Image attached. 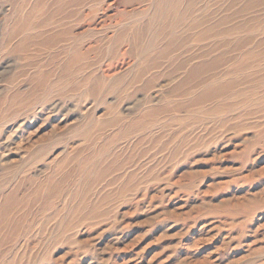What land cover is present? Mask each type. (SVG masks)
Wrapping results in <instances>:
<instances>
[{
	"label": "rangeland",
	"instance_id": "374dc122",
	"mask_svg": "<svg viewBox=\"0 0 264 264\" xmlns=\"http://www.w3.org/2000/svg\"><path fill=\"white\" fill-rule=\"evenodd\" d=\"M169 1L0 0V210L10 190L15 189L18 196L17 208L7 216L8 224L0 231L1 237H5L4 241L0 238L3 243L0 264H264V0H197L187 15L175 23V27H179L177 31L192 37L190 42L177 53L159 60L160 65H156L159 70H151L127 90L135 75L134 65L138 66L140 62L136 56L154 59L163 48L164 38L171 33V13L166 7ZM67 2L74 6L66 7ZM108 6L112 18L101 23L103 9ZM54 11L62 12L58 19L76 27L82 34L77 46H92L94 51L81 62L85 66L96 63L94 67L100 63L101 66L92 69L105 86L109 80L102 79V70L111 59L110 37L118 33L115 29L113 32L110 25L129 22L128 27L144 29V41L137 49L133 48L130 38L123 41L119 49L120 52L123 50L124 59L113 58L115 65L122 64L127 70H124L121 82L112 80L115 82L110 81L106 91L100 90L96 102L86 93L91 80L87 86L82 83L84 77L91 76L88 70L73 73L68 67L65 74H73H63L62 66H66L72 54L65 50L63 45L66 43L50 45L51 50L42 48L26 54L14 49L22 38L9 39L16 20L32 13L38 23ZM95 11L99 18L91 29H88L91 18L79 22L81 15ZM43 12L45 15L38 17ZM76 12L81 14L67 19ZM198 14L210 15L211 24L222 23L227 17L228 23L219 29H231L238 23L242 28L236 34L198 42L196 35L209 25L197 29L199 32L196 30V33L181 29L183 24L188 27ZM145 21L148 27L143 25ZM145 41L159 48L148 49L149 53L145 54L144 48L150 46ZM239 41L246 43V47L239 52L231 49L233 45L236 48ZM248 50L261 56L258 63L253 64L255 59L252 58L246 60ZM216 57L218 61L210 68L212 70L183 86L193 66L206 64ZM189 58L194 60L190 62ZM215 73L238 85L217 100L192 106L169 117L161 115L153 125L142 124L138 131L129 132L124 128L131 122L130 117L140 116L151 104V99H154V106L160 103L162 105L157 106L161 107L189 103L202 88L217 85L209 80ZM154 77L159 80L153 85L155 88L144 90L148 80ZM202 82L204 85L199 87ZM31 89L37 90L31 92ZM176 90H180L185 98L168 94ZM163 95L171 98L160 101ZM102 99L109 103L101 102ZM92 116L96 120L89 126L84 125ZM122 121H125L124 125ZM88 127L99 131L92 139L83 136L84 132L92 130ZM103 147L108 148L105 153H101ZM91 158L95 160L92 162ZM78 159L81 161L77 163ZM67 160L71 163L65 162ZM101 161L110 167L103 170L104 175L100 177L97 170ZM52 162H56L55 165ZM62 178L58 192L49 197L51 181ZM78 185L79 190L76 189ZM77 205L84 209L71 211L72 206ZM64 206L70 211H64ZM64 222H71V226L76 224V227L65 231Z\"/></svg>",
	"mask_w": 264,
	"mask_h": 264
},
{
	"label": "bare ground",
	"instance_id": "6f19581e",
	"mask_svg": "<svg viewBox=\"0 0 264 264\" xmlns=\"http://www.w3.org/2000/svg\"><path fill=\"white\" fill-rule=\"evenodd\" d=\"M72 1V0H71ZM197 0H170L169 2H168V6H166V7H168V9H169V11H170V13H171V18H170V24H171V26H172V30H170L171 31V33L168 35V36H166L164 39H165V43H163L164 45H163V48H161L160 50H159V52H158V54H157V56L154 58V59H151V58H148V57H146L145 55L144 56H136L137 57V59H139L140 60V62H139V64H138V66L137 65H134L136 68H135V75H134V77L132 78V82H130V83H128V88H127V90H129L130 88H132L134 85H136V84H138L140 81H141V79L144 77V75L145 74H148V72H150L151 70H159L160 69V67H158L160 64H158L159 63V60H163V59H166L168 56H170V55H172V54H174V53H177L178 51H179V49H182L183 47H184V45L186 46L187 44H188V42H190V39L192 38H190L189 37V35H186L184 32H179V31H177L178 29H179V27L178 26H176L175 27V23L176 24H178V22L179 21H181L182 19H183V16L184 15H187V13H188V11L190 10V8H192L193 7V5L195 4V2H196ZM154 2V1H153ZM209 2V1H208ZM252 3V2H251ZM59 4H61V3H59ZM70 4H72V3H70V2H67L66 3V7L67 6H69ZM78 4V3H77ZM37 5H39V4H37ZM36 5V6H37ZM64 5V4H63ZM73 5V4H72ZM96 5V4H95ZM165 5H166V3H165ZM42 6V5H41ZM40 6V7H41ZM74 6V5H73ZM206 6V5H205ZM43 7H45V6H43ZM42 7V8H43ZM64 7V6H63ZM77 7V6H76ZM81 7V6H80ZM79 7V8H80ZM196 7V6H195ZM207 7V6H206ZM39 8V7H38ZM49 8H51V7H49ZM65 8V7H64ZM98 8V7H97ZM228 8V7H227ZM82 9V8H81ZM95 9V8H94ZM153 9V8H152ZM197 9V8H196ZM206 9V8H205ZM209 9V8H208ZM229 9V8H228ZM40 10V9H39ZM42 10V9H41ZM45 10V9H44ZM96 10V9H95ZM99 10V9H98ZM110 11H111V8L108 6L107 8H104L103 9V13H102V15H104L103 17H101L100 18V22L102 23V22H104L105 20H107V19H109V18H112V15L110 14H108V13H110ZM199 11V10H198ZM39 12H41V11H39ZM58 11H54V12H52V13H50L51 15H49L48 17H46L47 19L46 20H42V21H39L38 23L36 22V20H34V15H32V13H30L29 15H27L25 18H22V19H19V20H16L15 22H14V25H13V27H12V29H11V32H10V35H9V39L11 40V41H13V40H15L16 38H22V40L21 41H19L18 40V42L15 44V46H14V49H15V51H23V52H26V54H28L27 53V51H32V50H41L42 48H47V50H51V48H50V45H56V44H58V43H60V44H63V43H66V46L65 45H63L64 46V48H65V50H67V51H70L72 54L70 55V57L68 58V61H67V63H66V66H62V69H63V71H64V73L63 74H65L66 73V71H65V69L66 68H68L69 67V70L71 69V71H73V73H78V72H80V73H82L83 71H87V73H88V75H91V76H88V77H84V80L82 81V83H83V85H85V86H87L88 85V83H89V81L91 80V85H90V88H89V90L86 92V93H88L90 96H92L93 97V102H96V98H98L97 97V95L99 94V92H100V90H102V89H104L105 91H106V87L107 86H110V81H112V80H115V81H117L118 80V82L122 79V76H123V74H124V70H127L126 68L125 69H123L122 68V64L121 65H115V62H114V58L113 57H121V58H123L124 59V52H123V50H121V52H120V47H121V45L123 46V41H125V39H127V38H130L132 41H133V48L134 49H137L136 47H137V45L143 40L144 41V37H143V33L144 32H142V31H144V29L141 31L140 30V28L138 29V28H134V27H128L131 23H129V22H121L120 24H117V25H110L112 28V31L114 32L115 30L118 32L117 34H115L114 36H111L110 37V39H111V41H110V47H111V50H110V56H111V59L108 61V63H107V65H106V68H104V66H103V70H102V72H103V77H102V79H104V80H109L108 81V84H106V86H105V82L103 81L102 82V80H101V78L99 77V79H98V77L96 78L95 76V71H93V67H94V65H96V63H92L91 65H89V64H87L86 66H85V64H82V62L84 61L83 59L85 58V57H87L88 55H90L91 53H92V51H94L93 49H92V46L90 45L89 47H87V48H84L83 46H77L78 44H79V42H80V40H79V36H80V32L79 31H76V27H73L71 24H69L68 22L67 23H64L63 22V20H61V19H58V16H60L61 14H62V12H59V13H57ZM81 12H82V10H81ZM81 12L80 13H78V14H81ZM166 12V11H165ZM152 13V12H151ZM157 13V12H156ZM169 13V14H170ZM205 13H208V12H205ZM77 14V12H76V14H74V15H69L68 16V18L67 19H72V18H74L75 16H77L78 15ZM84 14V13H83ZM167 14V13H166ZM168 14V15H169ZM200 14V13H199ZM198 14V15H199ZM40 15V16H39ZM38 15V17H43L44 15H45V13L43 12V13H40ZM97 15H99V13H97L96 11L95 12H88V13H86V14H84V15H79L80 16V18H79V22H80V20H84V19H89V18H91V22L88 24V29H91V26H92V24H93V22H95L96 21V18H99ZM160 15V14H159ZM201 15V14H200ZM199 15V17L198 16H196L197 18H195L194 17V19H193V21L188 25V27H187V24H183V27L184 28H181V29H185V32H193V33H196V30L197 29H199V28H202V26H205V25H209L208 26V28H206V29H201V31L199 32L198 30V34L196 35L197 37L195 38L196 40L198 39V42H201V41H205V40H207V39H209V38H213V37H216V36H227V35H232V34H236V32H238L237 30H240L241 28H242V26L241 25H238L237 24V26H234L233 28H231V29H226V28H224V29H219V27H221V26H223V24H227L228 23V21H229V19L226 17L225 19H224V21L222 22V23H219V24H211L212 23V19L210 18V15H204V16H200ZM203 15V14H202ZM78 18V17H77ZM136 19H139V18H136ZM146 19V18H145ZM144 19V20H145ZM154 19H156V18H154ZM217 19V18H216ZM235 18H232L231 20H234ZM74 21V20H73ZM86 21V20H85ZM78 22V23H79ZM98 22V21H97ZM106 22V21H105ZM134 22H137V21H135L134 20ZM146 23H144L143 25H146L145 27H148L147 25H148V23H147V21H145ZM161 22V21H160ZM159 22V23H160ZM109 23V22H108ZM129 23V24H128ZM156 23H158V22H156ZM99 24V23H98ZM137 24V23H136ZM139 24V23H138ZM153 24V23H152ZM211 24V25H210ZM54 25V27L53 28H48V27H50V26H53ZM57 25V26H56ZM86 25V24H85ZM84 25V26H85ZM153 25H155V24H153ZM213 25V26H212ZM56 26V27H55ZM81 26V25H80ZM84 26H82V27H84ZM94 26V25H93ZM152 26V25H151ZM81 27V28H82ZM150 27V26H149ZM181 27H182V25H181ZM78 28H79V25H78ZM143 28V27H142ZM160 28V27H159ZM158 28V29H159ZM85 29V28H84ZM93 29V28H92ZM103 29V28H102ZM107 29V28H106ZM115 29V30H114ZM151 29H152V27H151ZM154 29V28H153ZM79 30V29H78ZM86 30V29H85ZM91 31V30H90ZM115 31V32H116ZM158 31V30H157ZM83 32V31H82ZM94 32H96V31H94ZM87 33H88V31H87ZM181 33V34H180ZM84 34V33H83ZM101 34V33H100ZM104 34H106V33H104ZM164 34V33H163ZM162 34V35H163ZM82 35V34H81ZM97 35V34H96ZM95 35V37H98V36H96ZM102 35V34H101ZM192 35V34H191ZM155 36V35H154ZM95 37L93 38V39H95ZM100 37V36H99ZM102 37H103V35H102ZM193 37H195L194 35H193ZM101 38V37H100ZM152 38V37H151ZM151 38H150V40H151ZM221 38V37H220ZM239 38H241V37H239ZM158 39V38H157ZM9 40V41H10ZM71 40V41H70ZM195 40V41H196ZM114 41V42H113ZM153 41V40H152ZM152 41H150V42H152ZM245 41V40H244ZM69 42H71L70 44H68ZM84 42V41H83ZM90 42V41H89ZM93 42V41H92ZM91 42V43H92ZM101 42H104V40H101ZM101 42H100V45H102L101 44ZM146 43H147V41H145ZM155 42V41H154ZM75 43V44H74ZM90 43V44H91ZM95 43V42H94ZM105 43H106V41H105ZM153 43V42H152ZM238 43V42H237ZM82 44V43H81ZM88 44V43H87ZM93 44V43H92ZM148 45H150V43H147ZM230 44V43H229ZM264 44V43H263ZM74 46V47H71V46ZM80 45V44H79ZM194 45V44H193ZM226 45H228V44H226ZM231 45V44H230ZM237 45V44H236ZM260 45H262V44H260ZM70 46V47H69ZM95 46V45H94ZM162 46V45H161ZM189 46V45H188ZM224 46V45H223ZM256 46V45H255ZM100 47H102V46H100ZM222 47V46H221ZM233 47H234V45H233ZM231 48V49H236V51L237 52H239V50H241V49H243V48H245L246 47V43H244V42H240L239 41V44L236 46V48L234 47V48ZM254 47V46H253ZM99 48V47H98ZM105 48V47H104ZM159 47H157L156 48V45H154V44H151L150 46H148V47H146V48H144V50H145V52L144 51H141V52H144L145 54H146V52H148L149 50L148 49H151V50H155V49H158ZM189 48V47H188ZM110 49V48H109ZM191 49V48H190ZM200 49V48H199ZM217 49H219V48H217ZM148 50V51H147ZM201 50V49H200ZM202 50H203V48H202ZM210 50V49H209ZM212 51L213 50H215V47L213 48V49H211ZM228 50V49H227ZM38 51V52H39ZM229 51V50H228ZM235 51V50H234ZM234 51H230V52H234ZM243 51V50H242ZM249 51V50H248ZM247 51V52H248ZM264 51V50H263ZM152 52V51H151ZM209 52V51H208ZM216 52V51H215ZM236 52V53H237ZM104 53V52H103ZM102 53V54H103ZM134 53V52H133ZM143 53V54H144ZM149 53V52H148ZM191 53V52H190ZM235 53V52H234ZM244 53H246V52H243L242 54H244ZM138 54V53H137ZM142 54V53H141ZM192 54V53H191ZM205 54V53H204ZM229 54V53H228ZM241 54V53H240ZM241 54V55H242ZM148 55V54H147ZM156 54H154L153 56H155ZM186 55V54H185ZM238 55V54H237ZM252 55V56H251ZM254 55H256V56H254ZM259 54L257 53V52H255L254 50H251V51H249L248 52V55H246L247 56V58H246V60H249V59H251L252 58V60L253 59H255L254 60V62H253V64L254 63H258V61L260 60V58H261V56H258ZM129 56V55H128ZM133 56H134V54H133ZM199 56V55H198ZM204 56V55H203ZM213 56V55H212ZM226 56V55H225ZM234 56H235V54H234ZM233 56V57H234ZM243 56V55H242ZM202 57V56H201ZM232 57V58H233ZM172 58H174V56L172 57ZM203 58V57H202ZM217 58V57H216ZM129 59V58H128ZM190 59V58H189ZM220 59V58H219ZM224 59V58H223ZM226 59V58H225ZM229 59V58H228ZM234 59V58H233ZM232 59V60H233ZM236 59V58H235ZM258 59V60H257ZM83 60V61H82ZM107 60V59H106ZM171 60V59H170ZM194 60V58H191L190 60H188V61H190V62H192ZM237 60V59H236ZM236 60H235V62H236ZM239 60V59H238ZM82 61V62H81ZM111 61V62H110ZM124 61V60H123ZM217 61H218V58L217 59H213L212 61H210V62H207L206 64H200V65H195V66H193L192 68H191V70H190V72H189V75L185 78V80L183 81V83L182 84H184L183 86H185V85H190L191 83H193L195 80H197L199 77H201L203 74H205V73H207V71H210V70H212V69H210V68H212L213 66H215L216 64H217ZM221 61H222V59H221ZM103 62V61H102ZM130 62V61H129ZM137 62V61H136ZM169 62V61H168ZM186 62V61H185ZM234 61H233V63H235ZM240 62V61H239ZM103 63H105V62H103ZM102 63V64H103ZM112 63H114V64H112ZM127 63V62H126ZM225 63H226V61H225ZM123 64H125V63H123ZM130 64V63H129ZM132 64H133V62H132ZM136 64V63H135ZM168 64V63H167ZM220 64V63H219ZM235 64H238V63H235ZM98 65H100V63H98ZM97 65V66H98ZM156 65H158V66H156ZM190 65H191V63H190ZM224 65V64H223ZM60 66H61V64H60ZM96 66V67H97ZM101 66V65H100ZM133 66V65H132ZM231 66V65H230ZM229 66V67H230ZM96 67H94V68H96ZM218 67V66H217ZM238 67V66H237ZM246 67V66H245ZM127 68L128 69H131V65H128L127 66ZM159 68V69H158ZM214 68V67H213ZM219 68V67H218ZM223 68V67H222ZM221 68V69H222ZM133 70V69H132ZM186 70V69H185ZM236 70V69H235ZM241 70V69H240ZM245 70H247V69H245ZM253 70H254V68H253ZM252 70V71H253ZM257 70V69H256ZM256 70H254V71H256ZM182 71V70H181ZM239 71V70H238ZM134 72V71H133ZM157 72V71H156ZM226 72V71H225ZM231 72V71H230ZM246 72V71H245ZM73 73H69V74H65V75H67V76H69V75H71V74H73ZM224 73V72H223ZM233 73H234V71H233ZM237 72H235V74H236ZM241 73V72H240ZM239 72H238V74H240ZM243 73H244V71H243ZM246 73H248L249 74V72H246ZM255 73V72H254ZM216 74V73H215ZM259 74V73H258ZM133 76V75H132ZM226 76H228V75H226ZM234 76V75H233ZM233 76L231 77V78H233ZM238 76H240V75H238ZM241 76H243V75H241ZM258 76V75H257ZM158 77H161V76H158ZM237 77V76H236ZM250 77H251V75H250ZM253 77V76H252ZM264 77V76H263ZM147 78V77H146ZM180 78V77H179ZM210 79L209 80H213V84L214 83H216L217 85L216 86H213V87H211V88H208V89H205V88H202L201 90H199L198 92H197V95H195L196 97L194 98V96H193V98L194 99H192V101H190L189 103H187L186 104V102L185 103H177V104H174V105H171V106H169V104L168 105H166L165 107H161L160 105H162V104H160V103H158V104H160L159 106H157V105H155L154 106V104H153V101H154V99H151V101H149V102H151V104L146 108V109H144L141 113H140V116H138L137 117V115H136V117H130L128 120L129 121H131L130 123H129V125L128 126H126V127H124V128H127V129H129V132H133V131H138V130H140L141 129V127H142V124L143 125H145V126H149V125H153L154 124V122L156 121V118L157 117H159V116H161V115H167V117H169V116H171V114H177V113H180V111H185V110H188V108H190V107H192V106H195V105H199V104H203V103H206V102H210V101H212V100H217V98H221V97H223L224 95H226L230 90H232L233 88H235L236 87V85L235 84H237V82H234V81H232L231 79H227V80H224L223 79V77L222 76H219L218 77V75L216 74V75H212L211 77H209ZM245 78V77H244ZM257 78V77H256ZM163 79H165V78H163ZM178 79V78H177ZM176 79V80H177ZM234 79V78H233ZM241 79H243V78H241ZM262 79V78H261ZM85 80H88V81H85ZM156 80H158V78L157 77H154V78H151V79H149L148 80V83H147V85L145 84V88H144V90H146V89H152V88H155L154 86H155V82H156ZM176 80H175V82H176ZM182 80V79H181ZM251 80V79H250ZM255 80V79H254ZM114 81V82H115ZM159 81V80H158ZM261 81H263V80H261ZM107 82V81H106ZM113 82V81H112ZM113 82V83H114ZM121 82V81H120ZM206 82V81H205ZM204 82V83H205ZM209 82V81H208ZM260 82V81H259ZM258 82V83H259ZM125 83H127V82H125ZM125 83H123V84H125ZM169 83V82H168ZM199 83V82H198ZM260 84V83H259ZM264 84V83H263ZM154 85V86H153ZM194 85V84H193ZM199 85V87L200 86H202V85H204L203 84V82L201 83V85L200 84H198ZM197 85V86H198ZM238 85V84H237ZM105 86V88H103ZM138 86V85H137ZM260 86H261V84H260ZM188 87V86H187ZM249 87V86H248ZM109 88V87H108ZM107 88V89H108ZM198 88V87H197ZM197 88H195V89H197ZM246 88V87H245ZM254 88V87H253ZM259 88V87H258ZM248 89V88H247ZM255 89H257V88H255ZM263 89V88H262ZM32 91L31 92H34V91H36V90H34V89H31ZM117 90L119 91V87L117 88ZM116 90V91H117ZM132 90V89H131ZM159 90V89H158ZM252 90V89H251ZM261 91V90H260ZM260 91H259V93H260ZM102 92H104V91H102ZM121 92V91H120ZM131 92V91H130ZM256 92H257V90H256ZM115 93V92H114ZM137 93V92H136ZM254 93V92H253ZM124 94V93H123ZM133 94V93H132ZM166 94V93H165ZM169 95H172V96H176V97H180V98H182V97H184V96H182L183 95V93L182 92H180V90H176V91H172V92H170V93H168ZM193 94V93H192ZM195 94V93H194ZM29 95V94H28ZM102 95V94H101ZM104 95V94H103ZM102 95V96H103ZM110 95V94H109ZM121 95V94H120ZM127 96V95H126ZM133 96V95H132ZM263 96V95H262ZM15 97V96H14ZM113 97H115V98H117L116 96H113ZM258 97V96H257ZM100 98V97H99ZM105 98H107V97H105ZM104 98V99H105ZM120 98V97H119ZM124 98H125V96H124ZM136 98V97H135ZM150 98V97H149ZM169 98H171V96H166V95H163L162 97H161V99H160V101L162 100V101H167ZM175 98V97H174ZM185 98V97H184ZM250 98V97H249ZM252 98V97H251ZM187 99V98H186ZM228 99V98H227ZM103 100V99H102ZM150 100V99H149ZM174 101H175V99H173ZM172 100V101H173ZM255 100V99H254ZM253 100V101H254ZM230 101H233V100H230ZM246 101V100H245ZM251 101V100H250ZM24 102V101H23ZM101 102H106V100L104 101H101ZM117 102V101H116ZM176 102H178V100H176ZM218 102V101H217ZM260 102V101H259ZM106 103H109V102H106ZM122 103H124V102H122ZM144 103V102H143ZM171 103V102H170ZM236 103V102H235ZM248 103V102H247ZM246 103V104H247ZM253 103V102H252ZM261 103H263V102H261ZM104 104V103H103ZM133 104H135V103H133ZM145 104V103H144ZM165 104V103H164ZM250 104V103H249ZM248 104V105H249ZM110 105V104H109ZM124 105V104H123ZM248 105H246V107L248 106ZM14 106H15V104H14ZM99 106V105H98ZM146 106H147V104H146ZM145 106V107H146ZM204 106V105H203ZM207 106V105H206ZM215 106V105H214ZM231 106V105H230ZM240 106V105H239ZM96 107V106H95ZM216 107V106H215ZM243 107V106H242ZM110 108V107H109ZM143 108V107H142ZM196 108V107H195ZM240 108V107H239ZM98 109V108H97ZM206 109H208L207 107H206ZM235 109V108H234ZM119 110V109H118ZM117 110V111H118ZM121 110V109H120ZM198 111L200 110V109H197ZM203 111H206V110H203ZM194 112V111H193ZM192 112V113H193ZM214 112V111H213ZM221 112V111H220ZM226 112V111H225ZM264 112V111H263ZM118 113V112H117ZM120 113V112H119ZM196 113V112H195ZM194 113V114H195ZM200 113V112H199ZM237 113V112H236ZM239 113V112H238ZM88 114V113H87ZM122 114V113H121ZM187 114V113H186ZM203 114H205V113H203ZM202 114V115H203ZM233 114V113H232ZM198 115V114H197ZM211 115L213 116V114L211 113ZM235 115V114H234ZM238 115H240V114H238ZM100 116V115H99ZM115 116V115H114ZM117 116V115H116ZM119 116V115H118ZM178 116H180V114L178 115ZM184 116H185V114H184ZM206 116V115H205ZM219 116H220V114H219ZM89 116H87V118H88ZM97 117V116H96ZM106 117V116H105ZM108 117V116H107ZM112 117V116H111ZM175 117V116H174ZM217 117V116H216ZM216 117H214V118H216ZM87 118H86V120H87ZM99 118V117H98ZM104 118V117H103ZM203 118V117H202ZM218 118V117H217ZM100 119V118H99ZM105 119V118H104ZM109 119V118H108ZM115 119V118H114ZM186 119V118H185ZM194 119V118H193ZM225 119V118H224ZM96 119L94 118V116H92L90 119H88V122L86 123V124H84V125H88L89 126V124H90V122H92V121H95ZM100 120H102V119H100ZM167 120V119H166ZM230 120V119H229ZM234 120V119H233ZM244 120V119H243ZM221 121V120H220ZM102 122V121H101ZM98 122V124L100 123V126H104V125H102V123L103 124H105L104 122ZM109 122V121H108ZM113 122V121H112ZM123 122V123H122ZM121 123L124 125V122L125 121H122ZM166 122V121H165ZM167 122H168V120H167ZM128 123V122H127ZM159 123V122H158ZM199 123V122H198ZM122 124H119V125H122ZM162 124H164V122H162ZM173 124H175L174 123V121H173ZM93 125V124H92ZM108 125V124H107ZM106 125V126H107ZM160 125V124H159ZM83 126V125H82ZM98 126V125H97ZM97 126H95V127H97ZM109 126H110V124H109ZM144 126V127H145ZM155 126V125H154ZM154 126H152V127H154ZM164 126V125H163ZM162 126V127H163ZM79 127H80V125H79ZM84 127V126H83ZM90 127H91V125H90ZM90 127H88L89 129H92V128H90ZM93 128L91 131H89V132H84V138H90L91 137V139H92V136H96V135H94V134H96V132L98 131V129L97 128ZM118 127V126H117ZM116 127V128H117ZM78 128V127H77ZM87 128V129H88ZM116 128H114V130L116 129ZM86 129V130H87ZM88 129V130H89ZM174 129V128H173ZM183 129V128H182ZM82 130V129H81ZM87 130V131H88ZM108 130V129H107ZM110 131H112L113 132V130H110ZM154 131V130H153ZM158 131H161V130H158ZM176 131V130H175ZM73 132H74V129H73ZM72 132V133H73ZM77 132H79V129L77 130ZM99 132V131H98ZM112 132H111V134H112ZM120 132V131H119ZM123 131H122V129H121V133H122ZM145 132V131H144ZM156 132V131H155ZM68 133V132H67ZM76 133V132H75ZM174 133H176V132H174ZM81 134V133H80ZM80 134H79V137H81L80 136ZM83 134V133H82ZM102 134H104V133H102ZM120 134V133H119ZM118 134V135H119ZM139 134V133H138ZM149 134H151V133H149ZM75 135V134H74ZM179 135V134H178ZM66 136H67V134H66ZM73 136V135H72ZM72 136L69 138V140L72 138ZM97 136H98V134H97ZM144 136V135H143ZM63 137V136H62ZM142 137V136H141ZM156 137H157V135H156ZM110 138V137H109ZM158 138H161V137H158ZM174 138V137H173ZM172 138V140H174ZM176 138V137H175ZM74 139H76L75 137H74ZM82 139V138H81ZM106 139H108V138H106ZM166 139V138H165ZM54 140V139H53ZM83 140H85V139H83ZM102 140V139H101ZM131 140V139H130ZM198 140V139H197ZM58 141H60V140H58ZM71 141V140H70ZM81 141V140H80ZM86 141V140H85ZM93 141H94V139H93ZM99 141V140H98ZM97 141V142H98ZM109 141H111V140H109ZM159 141V140H158ZM162 141V140H161ZM160 141V142H161ZM165 141V140H164ZM163 141V142H164ZM176 141H177V139H176ZM200 141V140H199ZM50 142V141H49ZM83 142V141H82ZM168 142V141H167ZM88 143V142H87ZM102 143H103V141H102ZM162 143V142H161ZM197 143V142H196ZM84 144V143H83ZM89 144H90V142H89ZM99 144V143H98ZM106 144V143H105ZM167 144V143H166ZM51 145V144H50ZM165 145V144H164ZM81 146V145H80ZM89 146V145H88ZM96 146H97V144H96ZM100 146H102V145H100ZM109 146V145H108ZM125 146V145H124ZM77 147V146H76ZM84 147H86V146H83V148ZM93 147H95V146H93ZM104 147H106V146H104ZM103 147V149L101 148V153L102 152H106V149H108V148H104ZM81 149V148H80ZM80 149H78V150H80ZM90 149V148H89ZM92 149H94V148H92ZM91 149V150H92ZM84 150V149H83ZM90 150V151H91ZM98 150V149H97ZM100 150V149H99ZM98 150V151H99ZM85 151V150H84ZM94 151V150H93ZM67 152V151H66ZM75 152H76V150H75ZM97 152V151H96ZM69 153V152H68ZM88 153H91V152H88ZM97 153H99V152H97ZM96 153V154H97ZM100 153V154H101ZM111 153H113V151L111 152ZM170 153V152H169ZM73 154V153H72ZM85 155H86V153H85ZM104 155V154H103ZM99 156V155H98ZM97 156V157H98ZM101 156V155H100ZM105 156V155H104ZM121 156V155H120ZM69 157H70V155H69ZM92 157V156H91ZM94 157L96 158V156L94 155ZM116 157V156H115ZM71 158V157H70ZM80 158V157H79ZM84 158V157H83ZM82 159V158H81ZM59 160V159H58ZM91 160H92V162H93V160H95L94 158H91ZM100 160H101V158H100ZM99 160V161H100ZM130 160V159H129ZM79 161H81L80 159H78V161H77V163L79 162ZM90 161V159H88L87 160V162H89ZM65 162H69V163H71L70 161H65ZM54 165H55V163L56 162H52ZM57 163H58V161H57ZM86 163V162H85ZM53 164H51V165H53ZM84 164V163H83ZM88 164H90V163H88ZM100 164H101V166L98 168V170H97V173H98V175L101 177V176H103L104 175V172L105 171H103V170H105L107 167L109 168L110 166H108L107 164H106V162H100ZM69 165V164H68ZM98 165V164H97ZM97 165H96V167H97ZM128 165V164H127ZM71 166V165H70ZM69 166V167H70ZM79 166V165H78ZM56 167V166H55ZM88 167H90L91 168V166H89L88 165ZM102 167H105V168H102ZM83 168H85V166L83 167ZM95 168V167H94ZM107 168V169H108ZM52 170H53V168H51ZM78 169V168H77ZM80 169V168H79ZM89 169V168H88ZM87 169V170H88ZM92 169V168H91ZM61 170V169H60ZM93 170V169H92ZM79 171V170H78ZM78 171H76V172H78ZM83 171V170H82ZM48 172V171H47ZM46 172V173H47ZM53 171H51V173H52ZM64 172V171H63ZM67 172V171H66ZM80 172V171H79ZM78 172V173H79ZM84 172V171H83ZM93 172H95V170H93ZM81 173V172H80ZM87 173V172H86ZM125 173V172H124ZM47 174H49V173H47ZM53 174H54V172H53ZM75 175H76V173H74ZM73 174V175H74ZM82 174V173H81ZM93 174V173H92ZM55 175V174H54ZM61 175V174H60ZM96 175V174H95ZM94 175V176H95ZM90 176H93V175H90ZM45 177V176H44ZM50 177H52V176H50ZM75 176H73V178H74ZM78 177H80V176H78ZM126 177V176H125ZM89 178V177H88ZM138 178V177H137ZM91 178H89V180H90ZM141 179V178H140ZM49 180H50V178H49ZM78 181H79V179H77ZM83 180V179H82ZM151 180V179H150ZM10 182V180H7V182ZM86 181V180H85ZM136 181H137V179H136ZM15 182V181H14ZM43 182H44V180H43ZM63 182V178L61 179V180H57V181H55V180H53V181H51V184L49 185V193H48V196L49 197H51V196H53L54 194H56L57 192H58V190H59V185L61 184ZM70 182H71V180H70ZM83 182V181H82ZM88 182V181H87ZM104 182V181H103ZM40 183H42V182H40ZM48 183H49V181H48ZM68 183H69V181H68ZM68 183H67V185H68ZM84 183H86V182H84ZM136 183V182H135ZM86 184H88V183H86ZM152 184V183H151ZM15 185V184H14ZM71 185V184H70ZM11 186V185H10ZM9 186V187H10ZM24 186V185H23ZM84 186H85V184H84ZM83 186V188H85ZM129 186V185H128ZM46 187H48V186H46ZM64 187V186H63ZM63 187H62V189H63ZM67 187H69V186H67ZM66 187V188H67ZM75 187H77V186H75ZM4 188V187H3ZM7 188V187H6ZM71 188V187H70ZM74 188V187H73ZM82 188V189H83ZM8 189V188H7ZM44 189H46V188H44ZM76 189H78L79 190V185H78V188H76ZM10 190V189H9ZM65 190V189H64ZM64 190H63V192H64ZM74 190V189H73ZM77 191V190H76ZM27 192V191H26ZM25 192V193H26ZM44 192H46V191H44ZM66 192V191H65ZM64 192V193H65ZM71 192H73L72 190H71ZM99 192V191H98ZM70 193V192H69ZM74 193H75V191H74ZM73 193V194H74ZM6 194V193H5ZM79 194V193H78ZM80 194H81V192H80ZM70 195V194H69ZM25 196V195H24ZM55 196V195H54ZM61 196V195H60ZM80 196V195H79ZM141 196V195H140ZM73 197V196H72ZM81 197V196H80ZM103 197V196H102ZM42 198H43V196H42ZM61 198V197H60ZM131 198V197H130ZM76 199V198H75ZM147 199V198H146ZM18 200V196H16V191H15V189H12V190H10L8 193H7V195L5 196V198H4V200L2 201V203H1V212H0V214H2V215H0V231L3 229V228H5L6 226H7V224H8V220H9V218H7V216H9L16 208H17V206H16V201ZM30 200H31V198H30ZM29 200V202H31ZM45 200V199H44ZM58 200H60V199H58ZM78 200V199H77ZM110 200V199H109ZM131 200V199H130ZM145 200V199H144ZM57 201V200H56ZM56 201H55V203L54 204H56ZM142 201V200H141ZM51 202V201H50ZM65 202V201H64ZM60 203V202H59ZM53 204V203H52ZM28 205H30V204H28ZM39 205V204H38ZM42 206V205H41ZM87 207V206H86ZM97 207H99V206H97ZM28 208V207H27ZM84 209L82 206H80V205H77V206H72V208H71V211H73L74 209ZM94 208H96V207H94ZM67 208H66V206H64V211L66 210ZM73 209V210H72ZM76 209H75V212H76ZM67 210H69V209H67ZM78 210V211H79ZM42 211V210H41ZM45 211V210H44ZM52 211V210H51ZM53 211H54V209H53ZM52 211V212H53ZM59 211V210H58ZM61 211V210H60ZM70 211V210H69ZM95 211V210H94ZM112 211V210H111ZM44 213H48V212H44ZM43 213V214H44ZM51 213V212H50ZM70 213V212H69ZM41 214V213H40ZM63 214H65V213H63ZM80 214V213H79ZM53 215V214H52ZM77 215H78V213H77ZM50 216V215H49ZM48 216V217H49ZM59 215H57V217H58ZM62 216V215H61ZM64 216V215H63ZM69 216V215H68ZM80 216V215H79ZM17 217V216H16ZM15 217V218H16ZM26 218V217H25ZM59 218V217H58ZM69 218H70V216H69ZM61 219H64V218H61ZM66 219V218H65ZM87 219H85V220H83L82 222H84V221H86ZM57 221H59V220H57ZM100 221V220H99ZM106 221V220H105ZM108 221V220H107ZM34 222V221H33ZM229 222V221H228ZM54 223V222H53ZM57 223V222H56ZM71 222H69V223H67V224H65V222L63 223V224H65V225H63L64 227H65V231H70V230H72L73 228H75L76 227V224H73L72 226H71V224H70ZM101 223H102V220H101ZM80 224V223H79ZM78 224V225H79ZM11 225V224H10ZM56 226H57V224H56ZM59 228V227H58ZM62 229H63V227H62ZM61 230V229H60ZM62 231V230H61ZM26 233H28L27 231H25ZM57 232V231H56ZM52 233H55V232H52ZM59 233V232H58ZM60 233H62V232H60ZM70 234V233H69ZM68 234V235H69ZM52 235V234H51ZM50 235V236H51ZM54 235H56V234H54ZM0 238H1V241H4V239H5V237H1V235H0ZM2 244L3 243H0V247L2 246ZM7 247V246H6ZM3 248H5V247H3ZM1 251H3L2 249H0ZM5 251V250H4ZM8 255V254H7ZM4 256V255H3ZM8 259V258H7ZM6 259V260H7ZM5 260V259H4ZM2 261V260H1ZM0 261V262H1Z\"/></svg>",
	"mask_w": 264,
	"mask_h": 264
}]
</instances>
